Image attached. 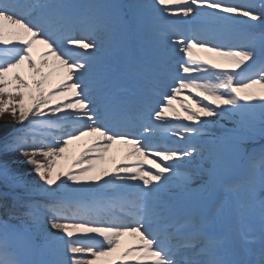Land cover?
Listing matches in <instances>:
<instances>
[{
    "label": "snow or ice",
    "instance_id": "6c2138e0",
    "mask_svg": "<svg viewBox=\"0 0 264 264\" xmlns=\"http://www.w3.org/2000/svg\"><path fill=\"white\" fill-rule=\"evenodd\" d=\"M5 117L0 264H264V0H0Z\"/></svg>",
    "mask_w": 264,
    "mask_h": 264
},
{
    "label": "bare ground",
    "instance_id": "6f19581e",
    "mask_svg": "<svg viewBox=\"0 0 264 264\" xmlns=\"http://www.w3.org/2000/svg\"><path fill=\"white\" fill-rule=\"evenodd\" d=\"M6 98V97H5ZM0 125L3 126L5 131H10L18 128L19 124L15 121H13L10 117H5L3 119H0ZM43 133L46 131L44 129H41ZM158 140V139H156ZM16 166L25 174H30L28 176L29 179L35 180L37 179L34 174L32 173V166L28 165L27 163L24 162V157L17 154L16 159H15ZM101 196H108L110 199L115 200L117 197L114 193H112L110 190H104L101 194ZM2 214V213H0Z\"/></svg>",
    "mask_w": 264,
    "mask_h": 264
},
{
    "label": "rangeland",
    "instance_id": "374dc122",
    "mask_svg": "<svg viewBox=\"0 0 264 264\" xmlns=\"http://www.w3.org/2000/svg\"><path fill=\"white\" fill-rule=\"evenodd\" d=\"M128 1H130V2L132 1V2H133V0H121L122 3H128ZM235 2H244V0H235ZM252 2H253V3H256L257 5L260 4V0H252ZM221 123H222V125H223L224 128H229V129H231V128L234 127L233 122H232V121H229V120H224V121H222ZM19 126H20V125H19ZM19 126H18V127H19ZM40 130H41V129H37V130H36L37 139L41 138V136H42V134H43V132L40 131ZM212 131L215 132L217 135H220V134H222L223 128H221L220 126H217V127L213 128ZM258 139H259V138H258ZM194 140H195V139H194ZM257 146H259V144H258ZM2 215H3V214H0V218H2Z\"/></svg>",
    "mask_w": 264,
    "mask_h": 264
}]
</instances>
